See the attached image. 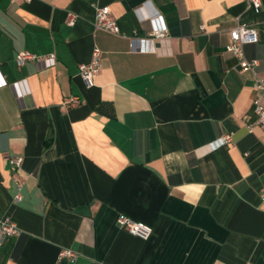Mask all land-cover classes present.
Returning a JSON list of instances; mask_svg holds the SVG:
<instances>
[{"label":"crops","instance_id":"crops-1","mask_svg":"<svg viewBox=\"0 0 264 264\" xmlns=\"http://www.w3.org/2000/svg\"><path fill=\"white\" fill-rule=\"evenodd\" d=\"M96 5L121 34L95 28ZM150 11L167 35L132 51ZM239 21L260 32L244 47L253 70L226 50ZM95 47L102 69L86 87L79 64ZM23 50L56 64L19 65ZM263 76L264 0L260 12L245 0H0V218L21 230L0 264H264V131L243 121ZM72 96L80 104H65ZM120 214L151 237L120 228Z\"/></svg>","mask_w":264,"mask_h":264},{"label":"built area","instance_id":"built-area-1","mask_svg":"<svg viewBox=\"0 0 264 264\" xmlns=\"http://www.w3.org/2000/svg\"><path fill=\"white\" fill-rule=\"evenodd\" d=\"M15 2L20 0H13ZM25 2H31L32 0H24ZM247 7L255 12H260L263 8V0H245ZM145 8L142 6L136 11ZM95 28L104 29L114 34H121V29L116 19L111 14V9L109 5H96L95 6ZM143 18H148L153 22V29L150 36L147 39H142L140 37L131 38V50L132 51H156L157 47H147L144 45V41L155 42L157 39H163L167 35L168 28L166 27L163 17L157 13L150 11L146 13ZM78 19V15L74 12H69L67 16V24L73 26ZM260 41V32L255 25L238 22L230 30V41L226 45V50L232 52L241 66L242 71L253 70L258 65L257 59H248L244 52V47L247 44L257 43ZM102 51L100 48L95 47L91 54V59L88 62H83L79 64V73L86 87H91L94 85L95 78L99 75L102 69ZM33 60H43L47 66H54L56 64L55 53L48 55H39L32 53L27 50L20 51L16 55V61L19 65H22L26 61ZM21 81L14 82V86L19 88ZM7 84V81L0 77V87ZM255 96L252 100V107L254 113V120L251 119L249 114L243 116V121L250 132H253L256 127H259L264 131V76L256 77L254 83ZM25 91H19L20 94ZM65 104L67 105H78L80 104V99L77 96L68 97L65 99ZM232 134H225L214 142L208 143L209 149H216L219 145L224 143H232ZM23 157H10L9 162L15 167H20L23 164ZM18 189H21L22 183L20 180L16 181ZM21 195L17 194L16 199H20ZM264 198V195H263ZM118 224L120 228L125 229L129 233L138 236L142 239H148L153 233V228L151 225L136 221L126 214H120L118 217ZM21 230L18 224L14 221L11 215H5L0 218V246L12 236H18ZM60 258H67L71 261H75L78 254L71 248H64L60 252Z\"/></svg>","mask_w":264,"mask_h":264}]
</instances>
